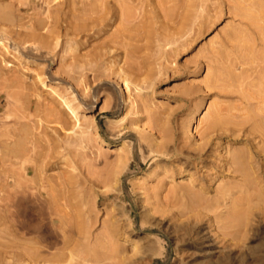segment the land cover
Wrapping results in <instances>:
<instances>
[{
	"label": "rangeland",
	"instance_id": "rangeland-1",
	"mask_svg": "<svg viewBox=\"0 0 264 264\" xmlns=\"http://www.w3.org/2000/svg\"><path fill=\"white\" fill-rule=\"evenodd\" d=\"M48 1L0 0V34L7 30L13 42L23 43L27 34L35 31L32 23L40 26L38 32H45L47 12L58 10L60 2ZM68 1L74 12H88L90 6L92 12L94 8H100L97 12L128 10L134 16L131 14L125 24L129 15L119 14L103 23L100 32L75 29L76 33L52 40L49 67V62L0 46V197L4 174L15 167L13 171H20L23 177L20 183L24 178L32 182L17 188L12 179L9 187L14 193L19 189L30 198L51 199L53 217L61 214L68 218L54 229L13 232L9 240L4 235L7 227L0 203V254L5 243L19 240L31 243L32 250L40 247L50 257L47 261L27 258L23 263L14 257L15 248L11 247L5 250L6 259L0 256V264H264V172L260 171L254 185L259 189L240 190L238 184L245 181L230 167L233 154L248 150L249 138L254 137L238 123L248 115L247 97L258 90L259 77L250 66L235 65V55L225 54L224 79L216 82L218 86L210 85L221 72L216 67L220 65L218 50L223 54L232 51L226 43L227 34L236 28L247 30L249 22L241 12L249 8L264 11V0H206L204 5L195 0L192 12L196 16L190 24L177 16V21L164 16L181 0H102L96 7L94 0H80L82 4L74 0L79 6L86 5V9L82 6L85 10ZM128 2L127 7L124 4ZM185 24L191 30L185 29ZM123 27H131L125 29L126 34L136 36L115 44L116 32ZM189 30L192 33H183ZM173 35L181 38L169 43ZM127 74L129 87L124 80ZM72 85L85 98L101 91L94 111L86 104L78 107L82 127L75 126L79 121L65 103L66 99L73 105L81 103L82 96ZM115 94L122 109L115 107ZM45 105L54 106L62 121L49 118ZM192 111L194 125L187 129L185 123ZM216 113L223 115L226 123L210 142L207 129ZM19 146L26 150L24 155L30 154L27 149L31 148L35 156H25L22 163L5 162L3 156ZM258 159L264 164V157ZM57 187L63 188L58 191ZM60 191L65 194L59 195ZM257 194L260 198L255 200ZM237 203L243 206L241 210ZM242 204L249 211L246 217L241 215ZM234 209L239 214L236 218L241 216L234 222L243 223L246 218L245 225L231 220ZM64 236H71L72 243L66 245Z\"/></svg>",
	"mask_w": 264,
	"mask_h": 264
},
{
	"label": "bare ground",
	"instance_id": "bare-ground-1",
	"mask_svg": "<svg viewBox=\"0 0 264 264\" xmlns=\"http://www.w3.org/2000/svg\"><path fill=\"white\" fill-rule=\"evenodd\" d=\"M28 1V0H27ZM55 0H50L48 2H54ZM58 1V0H57ZM60 2L59 3V8L58 10H53V9H49L48 12H47V15H48V18H49V23L48 25H46L44 28H45V32H38L37 30H39V27L40 26H35L33 25L32 23V26L35 27V31L34 32H31L29 34H27L28 37L25 38V41L22 43V42H13V38H11L9 32L6 30L4 33L2 32L0 34V46L1 47H5L6 49H9L10 47H12L14 50H16L17 52H19L20 54L22 55H26V57L28 58H32L34 60H37V61H45V62H49V65L48 67L50 66V64L52 63V51H51V44H52V40H59L60 38H63L65 35H69L71 32H75L76 33V30L77 31H82L85 30V29H89V30H94L96 32H100L102 29H101V25L103 23H109V21L113 20V19H116L119 14H127L129 15L128 17L126 16V20H125V24H128V19H131L132 17L131 16H134L132 12L126 10L127 12H97L99 9L95 10L96 8H94V12L91 11V9L93 8H90L88 10V8L90 7L88 4L89 7H87V10L88 12H74L73 11V8L71 7V5L73 3H69L68 0H59ZM72 1V0H71ZM74 1V0H73ZM78 2L80 0H77ZM77 1H74L76 2L75 6H79V4H77ZM89 1H92V0H89ZM102 0H94L93 2H95L94 7L97 6H100V4H102V2H100ZM115 1V0H114ZM119 1V0H118ZM121 1V0H120ZM123 1V0H122ZM121 1V2H122ZM125 3L128 1L124 0ZM123 1V2H124ZM130 1V0H129ZM159 1V0H158ZM163 1V0H162ZM172 1V0H171ZM175 2V0H173ZM22 2H26V0H22ZM86 2V1H85ZM119 2V3H121ZM152 2V0L150 1ZM27 3V2H26ZM31 3V2H30ZM81 3V1H80ZM112 3V2H111ZM177 3V1H176ZM175 3V4H176ZM201 5H204L206 3V0H201ZM29 4V3H28ZM50 4V3H49ZM82 4V3H81ZM80 4V5H81ZM115 4V3H114ZM128 4H124V5H127L128 7ZM166 4V3H165ZM33 5V4H32ZM47 5V4H46ZM51 6L53 4H50ZM49 5V6H50ZM57 5V4H56ZM55 5V6H56ZM123 5V6H124ZM161 5H163V3L161 2ZM31 6V5H30ZM49 6L47 5V7L49 8ZM84 6V5H82ZM82 6H79V7H82ZM86 6V5H85ZM84 6V7H85ZM102 6V5H101ZM197 6L195 0H181L180 2L178 1V3L176 4V8L174 7L172 9V11L170 12H163L165 13L164 16H169L170 18H174V17H180V19L182 18V20L186 23H192V21L194 20L195 18V14L194 12H192L195 7ZM54 7V5H53ZM52 7V8H53ZM84 7H82L84 9ZM108 7V6H107ZM132 7V6H131ZM32 8V7H31ZM47 8V9H48ZM51 8V7H50ZM56 8V7H55ZM75 8V7H74ZM105 8V6H104ZM86 9V7H85ZM84 9V10H85ZM133 9V7H132ZM170 9V8H169ZM181 9V11L179 10ZM76 10V9H75ZM102 10V9H101ZM104 10V9H103ZM108 10V9H107ZM129 10H131V8L129 7ZM180 11V12H177V11ZM81 11V10H79ZM91 11V12H89ZM96 11V12H95ZM131 11H134L131 10ZM135 13V12H134ZM155 13V12H154ZM153 13V14H154ZM196 13V12H195ZM244 14V16L248 19V29L247 30H242L241 28H236L234 30H231L227 35H228V38L226 40V43L229 44L232 48V51L231 52H228V53H221L219 52L218 50V54L219 57H218V62H220V65L219 66H216L218 71H221V72H218V74H215V78L211 81H210V85H213L215 86H218L216 82H219L221 80L224 79V70L226 65L222 66V58H224L225 54L226 56H232V58L236 56V60L235 61V65H236V62H240L244 65H248L251 67V72H253L254 74H257L258 77H259V83L257 84L258 85V90L257 91H253L247 98L249 100V107H251L248 111V115L246 116V118L238 123V125H240L241 127L243 128H246L248 129L250 132L249 134L250 135H254V137L249 138V149L246 150V151H241V149L239 150L238 153H236L235 155L233 154L232 156V159H230V167L233 168L234 170L236 171H239L241 173V177H242V180H244L245 182L241 185L238 184V188H240V190L242 188H246V189H254L256 188L257 186H254V185H257V179L259 178V175H260V171L263 170L264 172V164L258 159L259 157H264V11L263 10H256L254 8H249L246 10V12H241ZM45 14V13H44ZM136 14V13H135ZM142 14V13H141ZM125 16V15H124ZM136 16V15H135ZM165 16V17H166ZM212 16V14L210 15V17ZM123 17V16H122ZM46 18V19H48ZM135 18V17H133ZM179 19V18H178ZM121 20V19H120ZM133 20V19H132ZM175 21H177V19H173ZM48 22V21H47ZM76 22H82V23H85L83 25V27L81 26H77L75 25ZM123 22V21H122ZM133 22V21H132ZM37 23V22H36ZM35 24V23H34ZM195 24V22H194ZM38 25V24H37ZM131 24L127 25V26H130ZM124 26V25H123ZM126 26V25H125ZM122 27V26H121ZM185 27H188L186 26L185 24ZM195 27V26H194ZM42 28V29H44ZM104 28V27H102ZM119 28V27H118ZM131 28V27H130ZM130 28H127L125 27V29H130ZM125 29L123 27V29H120L118 30V32H116V36L115 34L112 36L113 39L114 36L116 37V39L114 40L115 44L118 43L121 44V43H124L125 39H132L133 36H136V34L133 35V33L129 34H126L125 32ZM178 29V28H177ZM183 28H180L179 30L182 31ZM185 29H190L189 27L188 28H185ZM34 30V29H33ZM88 30V31H89ZM116 30V31H117ZM184 30V29H183ZM191 30V29H190ZM183 31V33L185 34H188V33H192V31ZM128 31V30H126ZM133 32H135L134 30H132ZM95 32V33H96ZM137 32V31H136ZM177 32H179L177 30ZM187 32V33H186ZM115 33V32H114ZM183 33H180V34H183ZM79 34V33H78ZM175 34H176V31H175ZM178 33V35H180ZM77 35V34H76ZM133 35V36H132ZM180 37V36H178ZM182 36V35H181ZM184 36V35H183ZM186 36V35H185ZM119 38H121L119 40ZM135 38V37H134ZM169 38V37H168ZM172 38V37H171ZM173 35V38L172 39H175V41H171L170 39L168 40L169 43L170 42H176V40H179V39H176ZM181 38V37H180ZM71 39V37H70ZM136 40V38H135ZM135 40H132V41H135ZM190 40V39H189ZM128 41V40H126ZM113 41H111V43L114 44ZM131 42V41H130ZM188 41L186 40L185 43H187ZM106 44V43H105ZM109 44V43H108ZM127 44V43H126ZM114 46H117V45H114ZM51 48V49H50ZM113 47H111L112 49ZM178 49V48H177ZM176 49V51H177ZM172 50H175V49H172ZM215 54V53H214ZM235 55V56H233ZM229 58V57H228ZM228 68V67H227ZM227 71L225 70V73ZM217 73V72H216ZM228 75V74H227ZM41 76V79H42V83L43 84H47V81L45 79H43L42 75ZM7 79H12L10 77H7ZM13 80V79H12ZM17 80V79H16ZM124 80L126 81L127 83V86L129 87L130 86V79H129V74H127V76L124 77ZM19 81H21L19 79ZM215 83V84H214ZM99 86V85H98ZM224 86V85H223ZM74 90V92L77 94V95H80V90L79 88H77L76 86L72 85L71 86ZM137 87V86H136ZM101 91H96L94 94H92L90 97H87L85 98L84 95H80L82 96L81 98V103L79 105H73L72 104V101L70 100H65V103L66 105L70 108V110L72 111L73 114H75L76 118L78 119L79 123H75V126L78 125L79 127H82V123H81V119L79 117V114L77 112V109L78 107L81 105V104H86L87 108H90L92 111H94L95 107H96V103L98 102V98H99V94H100ZM116 96V94H115ZM251 99L253 100H257V102H252ZM38 105V104H37ZM40 106V105H39ZM46 106V105H45ZM116 109H122V101L120 100V98H118L116 96V105H115ZM47 110H48V117L51 118L53 121L55 120H59V121H62L61 119H63V117L61 116V114H59L60 112L58 110H56V108L52 105H48L45 107ZM40 112V111H39ZM47 114V113H46ZM217 115H213L214 117L210 120V126L208 127L207 130H209L210 132V142L213 141V136L216 134V132L219 134V130L222 128V126L226 123V119L223 115H221L220 113H216ZM45 115V113H44ZM194 115H195V111H192L191 114H190V117H189V120L185 123V127L187 129H192L193 128V125H194ZM47 117V116H46ZM62 117V118H61ZM228 119V118H227ZM48 120V119H47ZM54 121V122H55ZM229 121V120H228ZM48 122V121H47ZM58 123V122H57ZM62 123V122H61ZM64 123V122H63ZM229 123V122H228ZM67 125V124H66ZM63 127V126H62ZM75 128V127H74ZM73 128V129H74ZM206 130V131H207ZM10 132V131H8ZM25 132V131H24ZM76 133H79V130L76 131ZM81 133H85V129L82 128L81 130ZM28 134V133H27ZM3 135V134H2ZM10 135V134H9ZM13 136V134L11 135ZM3 137V136H2ZM1 137V138H2ZM10 139H13V138H10ZM258 140V141H257ZM14 141V140H13ZM28 143V142H27ZM9 145V144H8ZM29 146V145H27ZM156 146V145H155ZM9 147V146H8ZM15 147V146H14ZM24 147V145H23ZM23 147L19 146L18 148L16 149H12L9 151V153L5 156H3V160L5 162H8V161H20L25 158V156H28V155H31V156H35V154H33L31 152V150H36L35 147L36 145L33 147V149H31L30 147V150L27 149V152H30V154L28 153V155H24V152L26 153V150L23 151ZM247 147V146H246ZM38 148V146H37ZM248 148V147H247ZM8 149V148H7ZM153 151H156L158 150L157 148H153L152 149ZM244 150V149H242ZM241 151V152H240ZM159 154V153H158ZM33 156V157H34ZM31 160V159H30ZM18 161V163H19ZM28 160H24V162L26 163ZM34 161V160H32ZM263 161V160H262ZM35 162V161H34ZM22 163V162H21ZM33 163V162H32ZM7 164V163H6ZM24 164V163H23ZM13 166V164H11ZM25 165V164H24ZM226 165V164H225ZM20 166V165H19ZM22 166V165H21ZM5 167H7L5 165ZM5 167L3 168L4 169V172L5 171ZM18 168V166H16ZM11 168V167H9ZM15 168V167H14ZM14 168H12V170H9L7 171L5 175V188L3 189V191H1L3 194H2V197H0V199L2 200L0 203H2V206L4 208V211L5 213L2 215L4 216V219H5V223H6V230H5V237L8 238L9 240H12V237H11V234L14 232V234L16 235H19V230H25V232H28L32 234V232H36L38 230V228H42V227H46L48 229H54L56 227V225L58 223H61V224H65L68 222V218L67 217H64L62 216L61 214H58L57 217H53L54 215L52 214V212L50 211V203L52 202L51 199H41V198H30L28 196H25V195H21L19 189L15 190V193L14 191H12V189H14L13 187L11 188V186L9 187L10 185V182L12 179L15 178L16 180V185H17V188H20L19 187V184H22L24 182L30 183V181L32 179L28 181H25L23 179V182L20 183L21 178H23L21 176V173L20 171H13L15 170ZM24 168V166H23ZM23 170V169H22ZM21 170L22 174L23 175H26L25 173H23V171ZM26 170H30V167H25V171ZM3 171V170H2ZM28 176V175H27ZM32 176V175H31ZM38 176V174H37ZM40 178V177H39ZM38 178V179H39ZM51 178V177H50ZM28 178L26 177V180ZM40 181V180H39ZM32 182V181H31ZM3 183V182H2ZM24 183V185L26 184ZM65 183V182H64ZM240 183V182H239ZM169 185V183H168ZM2 186V185H1ZM34 186V185H32ZM30 186V187H32ZM170 186V185H169ZM236 186V185H235ZM36 187V186H35ZM35 187H33V189L35 190ZM39 187V186H37ZM173 187V185H171V187H169V189H171ZM232 187V186H231ZM254 187V188H252ZM27 188V187H26ZM58 188V187H57ZM56 188V189H57ZM63 187H59L58 188V191L59 189L62 190ZM22 189V188H21ZM20 189V190H21ZM31 189V188H30ZM55 189V190H56ZM191 189V188H189ZM234 189V188H233ZM257 189H259L257 187ZM257 189H255L254 193L256 194V191ZM24 190V189H23ZM32 190V189H31ZM66 189H64L65 191ZM159 190V189H158ZM235 190V189H234ZM36 191V190H35ZM196 191V190H195ZM224 191V190H223ZM226 191V190H225ZM228 191V190H227ZM239 191V190H237ZM251 191V190H250ZM56 192V191H55ZM53 192V193H55ZM67 192V191H66ZM246 192H249L246 191ZM260 192V190H259ZM257 192V193H259ZM22 193H24L22 191ZM25 193H27L25 191ZM31 193V192H30ZM35 193V192H34ZM32 192V194H34ZM38 193V192H37ZM59 193V192H58ZM57 193V195H58ZM61 193V191H60ZM63 193V192H62ZM59 194V195H62ZM171 193V192H170ZM195 193V192H194ZM198 193V192H197ZM221 193V192H220ZM1 194V193H0ZM31 194V195H32ZM36 194V193H35ZM65 194V192L63 193V195ZM188 194V193H186ZM192 194V193H191ZM190 194V195H191ZM200 194V193H199ZM228 194V192H227ZM230 194V192H229ZM228 194V195H229ZM238 194V192H237ZM262 194V193H261ZM48 195V194H47ZM195 195V194H194ZM231 195V194H230ZM254 195V194H253ZM1 196V195H0ZM179 196V195H178ZM233 196V195H232ZM258 196V194L256 195ZM255 196V197H256ZM260 196V194H259ZM256 197V199H259L260 197ZM46 197V196H45ZM48 197V196H47ZM196 197V195H195ZM248 197V196H247ZM44 198V197H43ZM58 198V197H57ZM61 198L60 197V201H61ZM64 198V197H63ZM165 198V197H164ZM179 198V197H178ZM200 198V197H199ZM242 198H244V196H242ZM68 199V198H67ZM167 199V198H166ZM241 199V197H240ZM171 200H172V196H171ZM239 200V199H238ZM242 200V199H241ZM247 200V198L245 199ZM253 200H254V197H253ZM262 200V199H261ZM167 201V200H166ZM252 201V200H251ZM63 202V201H62ZM165 202V200H164ZM172 202V201H171ZM248 202L249 201V198H248ZM69 203V202H68ZM240 203V201H239ZM239 203H237L235 206H237V209L240 207L243 208V206H240L239 207ZM244 205V204H242ZM248 205V203L246 204ZM246 205L245 206V209H242V213L241 215L243 216L245 214V217L248 215V212L246 210ZM69 206V205H68ZM56 207V206H54ZM70 207V206H69ZM53 208V207H52ZM57 208V207H56ZM55 208V209H56ZM71 208V207H70ZM232 208V207H231ZM236 208V207H235ZM236 209V211H237ZM253 209V208H252ZM59 210V209H58ZM73 210V209H72ZM232 210V209H230ZM241 210V209H240ZM246 210V211H245ZM250 210V209H249ZM1 212V211H0ZM251 212V210H250ZM234 213V214H233ZM235 213H238L235 212V209L233 210L232 213H230L232 216L231 218H229V220H233L234 221H239L240 217L236 218L237 216H239V214H235ZM56 214V215H57ZM70 215V217H69ZM69 215H67L70 219L73 218V215L71 212H69ZM235 215V216H234ZM229 216V217H230ZM228 217V215H227ZM235 217V218H234ZM250 217V216H249ZM2 218V217H1ZM75 218V217H74ZM243 218V217H242ZM244 219V218H243ZM230 220V221H231ZM246 220V218L244 219V221ZM244 221L243 223L241 222H234L235 224H241L243 225L244 224ZM73 222V221H72ZM75 223V222H74ZM82 223V222H81ZM237 224V225H238ZM5 225V224H3ZM76 225V224H75ZM240 225V226H241ZM245 225V224H244ZM1 226V225H0ZM81 226V225H80ZM66 227V226H65ZM76 227V226H75ZM74 227V229H75ZM86 227H90L89 224L88 226ZM4 230V229H3ZM45 230V229H44ZM78 230V229H77ZM69 231H76V230H69ZM68 231V232H69ZM0 232H3V231H0ZM82 232H84L82 230ZM90 232V231H89ZM23 233V232H22ZM48 233V232H47ZM72 233V232H71ZM88 233V232H86ZM37 234V233H36ZM74 234V233H72ZM30 235V234H29ZM76 235V234H75ZM1 236V235H0ZM60 234L57 232L55 233V237H57V240H61L60 239ZM2 237L3 234H2ZM5 237L3 239H5ZM26 237V236H24ZM76 237V236H75ZM83 237H84V234H83ZM70 238L71 236L67 237V236H64L62 239L64 241V243L66 245H68L70 242L72 243V241H70ZM82 238V237H81ZM1 239V237H0ZM17 239V238H16ZM85 239V237L83 238V240ZM6 240V239H5ZM50 240V239H49ZM48 240V241H49ZM86 240V239H85ZM84 240V241H85ZM88 240H89V237H88ZM7 241V240H6ZM19 241V240H18ZM17 240H14V242H7L4 244V246L6 247L5 250H7L8 248H15L14 250V257H17V260H19L20 262H23V263H27L26 260L27 258H29L30 260H38L39 259H42V260H50L49 258L50 257H46L44 255V253L42 252V250H40L41 248L39 247L38 250H32V248L30 249V246L29 244L31 243H24L23 242H18ZM52 243H54V241H51ZM74 242V241H73ZM59 243V242H58ZM57 243V244H58ZM49 244V243H48ZM0 245H2L0 243ZM41 245V244H40ZM35 247V246H34ZM150 247V246H149ZM3 249V248H2ZM37 249V248H36ZM72 249V248H71ZM4 250V252L2 254H0L1 257L5 258L8 257L7 252ZM24 250H27V251H24ZM8 251V250H7ZM65 251V250H64ZM70 252V251H69ZM64 254H66L65 252H63ZM12 254V253H11ZM51 254V253H50ZM71 254V253H70ZM160 254V252L158 253ZM61 255V254H60ZM10 256V255H9ZM16 260V259H15ZM55 260V259H54ZM59 260V259H58ZM53 261V260H52ZM42 264V262H41Z\"/></svg>",
	"mask_w": 264,
	"mask_h": 264
}]
</instances>
